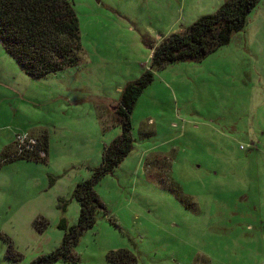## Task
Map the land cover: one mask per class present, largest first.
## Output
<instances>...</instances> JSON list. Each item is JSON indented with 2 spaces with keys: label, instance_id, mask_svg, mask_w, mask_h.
Here are the masks:
<instances>
[{
  "label": "rangeland",
  "instance_id": "374dc122",
  "mask_svg": "<svg viewBox=\"0 0 264 264\" xmlns=\"http://www.w3.org/2000/svg\"><path fill=\"white\" fill-rule=\"evenodd\" d=\"M71 1L78 66L34 79L0 43V157L17 135L52 134L46 163L0 167V264H15L9 241L19 264L62 245L60 221L80 216L73 191L121 133L124 88L153 48L226 0ZM132 123L134 149L96 187L108 214L81 236L77 264H111L120 249L137 264H264V0L228 45L155 72Z\"/></svg>",
  "mask_w": 264,
  "mask_h": 264
},
{
  "label": "trees",
  "instance_id": "16d2710c",
  "mask_svg": "<svg viewBox=\"0 0 264 264\" xmlns=\"http://www.w3.org/2000/svg\"><path fill=\"white\" fill-rule=\"evenodd\" d=\"M259 1L226 0L216 13L200 17L184 32L170 35L152 49L150 69L136 81L128 83L122 92L116 112L121 135L105 147L101 165L92 169L91 177L78 183L72 193V198L80 205L77 224L71 226L63 218L58 226L64 233L62 245L49 254L39 256L31 264L79 262L75 248L81 236L96 225L99 212L108 214L96 187L132 153L135 145L132 114L139 98L153 83L155 72L178 62H201L228 45L233 35L246 27L248 17ZM0 43L19 67L34 79L78 66L83 54L79 18L71 0H0ZM32 136L38 140L34 151L19 154L15 142L4 149L0 167L20 160L46 163L49 134ZM40 152L47 156L42 158ZM61 202L66 206L65 201ZM34 226L43 232L48 222L38 219ZM7 256L15 264L23 259L11 241ZM107 259L111 264L138 263L137 256L128 249L110 251Z\"/></svg>",
  "mask_w": 264,
  "mask_h": 264
},
{
  "label": "built area",
  "instance_id": "2783aa9c",
  "mask_svg": "<svg viewBox=\"0 0 264 264\" xmlns=\"http://www.w3.org/2000/svg\"><path fill=\"white\" fill-rule=\"evenodd\" d=\"M16 144L18 146L17 150L19 154H23L26 151H34L38 145V140L31 138L29 135H17ZM242 148H244L242 146ZM42 156L44 157L45 153L41 152Z\"/></svg>",
  "mask_w": 264,
  "mask_h": 264
},
{
  "label": "crops",
  "instance_id": "0c3cea01",
  "mask_svg": "<svg viewBox=\"0 0 264 264\" xmlns=\"http://www.w3.org/2000/svg\"><path fill=\"white\" fill-rule=\"evenodd\" d=\"M58 74V73H57ZM56 75V74H55ZM51 76V75H50ZM48 77V76H47ZM47 77H45V78H47ZM123 92V91H122ZM17 135V134H16ZM30 135H32V134H30ZM120 135H121V133H120ZM119 135V136H120ZM51 136H52V134H49V153H50V144H51ZM118 136V137H119ZM15 143V138H14V142L12 143V144H14ZM12 144H10V145H8V146H11ZM8 146H5L4 147V149L5 148H7ZM108 146V145H107ZM106 147V146H105ZM4 149H3V151H4ZM104 150H105V148H104ZM3 151H2V153H3ZM103 153H104V151H103ZM1 158V157H0ZM102 159H103V156H102ZM16 162V161H15ZM12 163H14V162H11V163H8V164H5L4 166H6V165H9V164H12ZM95 168V167H94ZM93 168V169H94ZM97 168V167H96ZM91 175H92V170H91Z\"/></svg>",
  "mask_w": 264,
  "mask_h": 264
}]
</instances>
